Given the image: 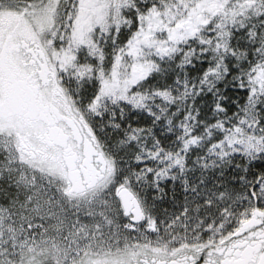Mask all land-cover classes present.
Wrapping results in <instances>:
<instances>
[{
	"label": "snow or ice",
	"instance_id": "6c2138e0",
	"mask_svg": "<svg viewBox=\"0 0 264 264\" xmlns=\"http://www.w3.org/2000/svg\"><path fill=\"white\" fill-rule=\"evenodd\" d=\"M0 264H264V0H0Z\"/></svg>",
	"mask_w": 264,
	"mask_h": 264
}]
</instances>
